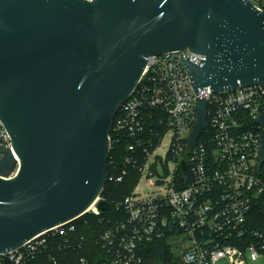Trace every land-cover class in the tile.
Returning <instances> with one entry per match:
<instances>
[{"label": "water", "instance_id": "water-1", "mask_svg": "<svg viewBox=\"0 0 264 264\" xmlns=\"http://www.w3.org/2000/svg\"><path fill=\"white\" fill-rule=\"evenodd\" d=\"M187 49L195 94L264 84V12L250 0H0V253L78 218L106 179L110 126L150 56ZM195 106L192 144L206 128ZM258 165L264 162V107ZM185 167L182 162V168Z\"/></svg>", "mask_w": 264, "mask_h": 264}, {"label": "built area", "instance_id": "built-area-1", "mask_svg": "<svg viewBox=\"0 0 264 264\" xmlns=\"http://www.w3.org/2000/svg\"><path fill=\"white\" fill-rule=\"evenodd\" d=\"M250 1L264 12V0ZM186 57L194 64L204 58L187 49L150 56L111 123L110 133H125L130 143L119 168L110 156L109 133L105 183H120L130 170L140 174L135 188L114 202L122 218L92 228L82 215H96L102 224L106 212L94 203L78 218L0 253V263L27 264L46 255L56 264V253L84 248L91 237L99 246L96 260L80 257L81 264H249L264 254V228L249 224L252 206L264 194L256 167L261 126L255 122L264 107V84L219 93L206 87L195 94ZM199 100L207 103L206 128L189 144ZM3 147L11 148L10 135L0 121Z\"/></svg>", "mask_w": 264, "mask_h": 264}, {"label": "trees", "instance_id": "trees-1", "mask_svg": "<svg viewBox=\"0 0 264 264\" xmlns=\"http://www.w3.org/2000/svg\"><path fill=\"white\" fill-rule=\"evenodd\" d=\"M159 133L162 134L165 132V128H160ZM112 137V149L110 151V156L114 158L118 167L123 168V159L127 153V145L130 143L129 137L125 133H120L119 135H114L113 132L110 133ZM115 138H118L115 141ZM258 175L261 181L264 183V162L261 165L256 164ZM130 170V167H127ZM140 174L138 171L130 170L128 176H124L120 183L106 181L104 188L101 191L99 197L104 201H108L111 204L109 209L110 216H105L104 213L101 214L103 218L102 224L98 223V216L91 214L82 215L85 219L88 220L92 228L101 230L104 227H107L109 223H112L116 220L122 218V212L116 211L113 207L114 202L121 201V199L128 195L134 188L137 183ZM249 217V224L257 229L264 228V194L262 197L257 199L251 210ZM99 250L98 244H96L95 237L88 239L84 248L79 249H64V251L58 252L55 254V259L57 260L56 264H81L79 258L85 257L90 263H93L96 259L93 254ZM93 256V257H92ZM0 264H11L10 262H3ZM27 264H54L52 260H49L46 255L37 256L34 260Z\"/></svg>", "mask_w": 264, "mask_h": 264}, {"label": "rangeland", "instance_id": "rangeland-1", "mask_svg": "<svg viewBox=\"0 0 264 264\" xmlns=\"http://www.w3.org/2000/svg\"><path fill=\"white\" fill-rule=\"evenodd\" d=\"M120 116V114H119ZM171 167V164L169 163V168ZM144 180V179H143ZM139 188L140 189H145V185H144V181L140 182L139 183ZM105 216H110V212L109 210H107L105 213H104ZM249 264H264V254H262L257 260H253L251 262H249Z\"/></svg>", "mask_w": 264, "mask_h": 264}, {"label": "bare ground", "instance_id": "bare-ground-1", "mask_svg": "<svg viewBox=\"0 0 264 264\" xmlns=\"http://www.w3.org/2000/svg\"><path fill=\"white\" fill-rule=\"evenodd\" d=\"M89 209H91V207Z\"/></svg>", "mask_w": 264, "mask_h": 264}]
</instances>
